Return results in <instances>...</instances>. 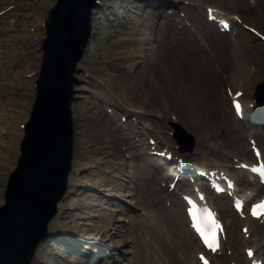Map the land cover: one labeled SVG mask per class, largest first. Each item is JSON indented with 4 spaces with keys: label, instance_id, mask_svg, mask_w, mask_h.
Instances as JSON below:
<instances>
[{
    "label": "bare ground",
    "instance_id": "1",
    "mask_svg": "<svg viewBox=\"0 0 264 264\" xmlns=\"http://www.w3.org/2000/svg\"><path fill=\"white\" fill-rule=\"evenodd\" d=\"M6 3H10V5H14L16 4L17 1L20 0H4ZM25 1H30V0H25ZM52 0H41L42 7H47ZM102 2H106L108 4H110L113 7H118L117 0H101ZM150 2V1H149ZM153 2V1H151ZM150 2V3H151ZM155 5H157L155 3ZM19 6V5H18ZM18 6H16L15 8L12 9V11L6 12L3 16V18H7V17H12L13 12H15L18 8ZM29 9H32L34 11H36L35 9L32 8V6H28ZM28 7H26L28 9ZM141 7V5H140ZM139 7V8H140ZM38 8V7H37ZM124 8L122 5L119 7V9ZM32 13V12H30ZM41 17H42V13L40 12V10L36 11V13L33 14L32 17H30L31 19L34 20L35 25H30V27H34V34L40 33L41 31ZM20 17H15V21L17 22L18 26H20ZM99 18L94 16V22L99 23V26H101L100 22H99ZM149 20L147 19L145 21V23H148ZM151 22V20H150ZM139 23L137 22V20H135L134 22V27H136L135 25H138ZM144 24V23H143ZM144 26V25H143ZM29 27V28H30ZM126 30H129V28H127ZM130 33H126L123 31V29H121V31H118L117 33H120L122 37H126V38H131L133 41V46L128 50L125 51L124 55L120 58V60L123 62L124 65H127V69L129 71H132V68L135 66V64H137V58L140 57L139 55L142 53V50L138 48V46H136L139 43H144L143 41H137L136 42V35L134 37L133 33L134 30L130 29L129 30ZM15 33V32H14ZM13 37L12 39H10V42L14 41ZM27 38L28 35H27ZM7 49H10V45H7ZM5 47V45L3 46ZM2 47H0L1 50ZM32 49V48H31ZM33 52V51H32ZM34 53V52H33ZM31 52L29 51L28 55H30ZM193 59V60H192ZM191 60L189 59H179L174 55H168L167 52H162L159 50V45L158 43H156L150 50H149V56L147 59L143 60V65L140 68V70H138L135 74H133L134 80L132 82V84L129 86L130 89V93L128 95V99L126 100H130V99H138L141 100L143 98H146L148 103H153L156 102L158 97L160 96H167L168 99H174V101L178 100V96L177 94L179 93V91H182L183 89H185V84H183L182 81H184L183 79L185 78L186 74L189 73L192 69H196L198 68L197 62L199 60H204V63L200 66L199 68H202L204 70L205 73H208L209 76L211 77V81L216 82V81H227L229 84H231V86L233 87H238V90H241L244 92V99H246L247 96H249L251 94V92L253 91L255 85L262 80L263 78V74H264V64L262 60H258L256 61V63L258 64V68L257 71H255L254 73H248L247 71L243 70L242 67H240V70L235 72H227V70L225 72L224 69L226 67L225 64V59H224V53L222 51L218 52L217 58L215 63L211 62V60L209 59V55L206 54L200 58H192ZM104 70L108 71V72H114L112 70L109 69V66H107L104 63ZM215 66L218 67V71L215 72ZM229 68V65L227 67V69ZM201 71V70H200ZM11 71L7 70L6 73H8ZM223 72V73H222ZM1 73H3V70L1 71ZM10 73H8L9 76H7L6 78H10ZM235 73V75H234ZM245 73V75H241ZM229 74V76H228ZM20 74L17 73L16 76H19ZM234 75V78H230V76ZM238 75V76H237ZM108 76V75H107ZM104 77V76H103ZM232 79V80H231ZM241 80V81H239ZM109 83L111 84V87L113 90L116 91V87L114 85V83L110 80H108ZM17 83H15L16 85ZM26 96V95H24ZM177 99V100H176ZM180 100V98H179ZM127 103L130 101H126ZM176 104V102H174ZM14 102L13 101H9L6 105L1 104L0 102V107L2 108V116L0 118V122L2 123V121L5 119L6 115H10L12 116L10 113H7V108L8 107H13ZM182 105V104H181ZM75 109L77 111V113L84 115L86 114L87 111V105L86 104H80L75 106ZM190 109V108H187ZM14 115V112H13ZM192 118V115H184V118L186 117ZM25 118V114L21 113L19 116L15 117V115L12 117L11 121L9 122L10 127L6 128V132H7V138L2 137V132L5 131V129L3 127H1V123H0V163L2 164V168L0 170V182L2 181V172L5 168L10 167V162L12 159V156L15 154L16 151V144L17 141L20 138V134L21 131L18 129V127H15V125L18 123H22V120H24ZM98 122L101 124V132H103V142L105 144V146H107L108 148V152L104 153V158L102 160H98L95 162L89 161L86 157L85 152H82L83 150V145L81 146L80 149H77V154L74 157L73 160V169L72 172L70 174L69 177V186L72 189H75L76 187L82 185V187H85L83 184H81V182L79 181V176L78 173H82L85 169V167L90 166V168L92 169L93 167L95 168H100L102 165L104 166L103 169L105 171H116L118 170L117 167H121L124 166V163H118L117 167L116 165L109 163V161H106L108 159H113L117 157L116 151H119V142L121 143L122 141H125L126 139V135H122L121 137H119V139L117 137H114L112 135L111 132H115V133H119L120 131L115 128L114 130L112 129L113 125L111 124L112 121L108 122V120L105 117H102L100 114H98ZM21 121V122H20ZM151 126H157L156 124H153L152 122ZM104 127L107 128L106 131V137H104ZM155 130H159L161 131V127L156 128ZM128 140V139H127ZM128 142V141H127ZM130 150L131 147L129 146ZM142 155L139 156V161L137 162V167L141 168L142 167ZM106 163V164H104ZM144 163V162H143ZM102 169L100 171L97 172H101ZM104 173V172H103ZM120 176L124 179L128 178V175H126V172H120ZM132 174V173H131ZM105 175V174H104ZM95 185L97 187L103 188V189H108L109 191H122L124 189H127V185L122 186V184H119L117 182V180H111V179H101V178H95ZM159 183V179L156 177V174L152 175V182H151V188L152 191L150 194L145 195L143 198L140 196V194L137 192L135 195L132 193H128L129 190L127 189L126 193L127 195L124 196H129L132 198V200H135L136 205H140V206H147V205H152V203H158L160 202L161 198L162 199H166L168 197V194L164 192V190L162 188H157V184ZM157 191H159L160 193H156ZM124 192V191H123ZM96 195L98 194L100 196V193L97 192L95 193ZM97 195V196H98ZM148 196V199L151 201L150 204H147L144 202L145 197ZM249 195H247V193H245V198H248ZM225 200H221V203H219V211L222 213V215H229L231 211L228 210V208L226 207V203L224 202ZM69 204H67V206L64 204V202H61L58 206V210H59V214L57 215V217H55L49 224L50 228H58V227H54L57 224L63 223L64 220L66 219V214H67V210H69ZM64 214V215H63ZM107 219V218H105ZM245 220H247L245 218ZM246 222H243V224L246 225ZM94 230L96 232H99L104 234V233H108V232H104L105 230H107L108 228L110 229V220L107 219L105 220L103 225H100L98 223L93 224ZM230 228H232V226H229V230ZM234 228V227H233ZM232 228V230H233ZM251 229V228H249ZM231 231V230H230ZM255 234L257 236H260L261 233L258 229L255 230ZM232 237V236H231ZM234 241H239L238 239H236L235 237H233V244ZM241 241V240H240ZM246 243V242H245ZM62 247H64L65 245L60 243ZM119 244H122L121 242H117L115 244V246H118ZM248 245H250L252 249L256 250L255 247L256 245H252V242H250ZM234 249L235 245L230 246ZM73 250L71 247L68 248ZM260 248L257 249V255L259 254ZM74 251V250H73ZM77 255V262H73L76 264H81V262L86 261V259H88L87 256H83L81 254H76ZM63 256V255H62ZM65 257V256H63ZM236 255H233V258H235ZM36 263L37 264H44L46 261L48 260H53L55 262V264H64V261L60 258H58V256H54V254L49 250V248L47 247V245L43 246L41 248V250H39L37 252L36 255ZM105 261H102L101 263L103 264ZM109 264V263H108ZM213 264H217L215 262H213ZM241 264V263H240Z\"/></svg>",
    "mask_w": 264,
    "mask_h": 264
},
{
    "label": "rangeland",
    "instance_id": "2",
    "mask_svg": "<svg viewBox=\"0 0 264 264\" xmlns=\"http://www.w3.org/2000/svg\"><path fill=\"white\" fill-rule=\"evenodd\" d=\"M214 2L220 5L222 9L227 11L236 6V3L233 0H214ZM33 5H35V3ZM262 17H264V9L261 15L255 16L254 14H252L251 22L253 26L264 30V22L261 21ZM109 33L110 31L104 30L103 36H98L93 39L92 48H90V56L86 59V62L83 63V66L85 67L84 69H90L97 75L104 76L106 75V72L103 70V68L101 69V66L96 65L97 62L107 60L108 57H113L115 54L122 52V50L119 48L110 47V43L115 41L116 39L112 38ZM207 37L209 39L208 41L215 38L214 34L211 33H207ZM219 40L222 39L219 38ZM21 43L22 42H17V44L19 45V49L14 54H12L13 57L18 51L24 49V43L22 44V46ZM192 46L195 47V44ZM21 47L22 49H20ZM106 50H109L108 53H106ZM19 54L20 58L24 56V53L22 51H20ZM34 58L35 57L33 55L30 57V66L31 69L35 71L37 69V61H35ZM248 59H250L248 55L239 56L237 58V60H240L238 62H240L246 70H248L246 61L254 63L253 60ZM2 63H5L6 67H2ZM1 64L0 71L3 70V73H0V75H8L9 72L6 73V71L14 67L11 57L3 60ZM117 64L119 65L120 63ZM84 69H81V71H79L77 74L78 80L74 89H76V95L78 97L75 106L80 105L85 101H89L91 103L88 104V107L90 105L88 113L80 115L77 113V111H75L74 121L76 126H79V132L83 131V133L85 134L81 140L93 144L94 148L98 149L99 146L97 147L96 141H99L100 135L97 131L96 119H98V117L95 116L98 113V110H96V108L94 107V105L98 104V102L93 99V96H96L97 94V87L93 81L87 80L86 75L82 73L84 72ZM4 75L0 77H4ZM186 77L188 80H185L184 84H187V93L185 91H180L178 97L187 105L188 108H190L185 109L186 115L188 114L193 116L191 119L188 116L186 118L191 122V124L184 121L186 124L191 126L192 130L190 131V133L195 135L199 139L201 138V132H203L204 135L206 132L208 139L206 138L207 143H204V145H208L214 148L216 152L212 151L213 154L218 153L215 157L210 154L208 155V159L212 157V159H210L211 161L215 163H223V160L225 159L231 161L233 158H240V155L244 151L248 152L245 141L242 138H240L241 140H238L234 135H232V132L226 131V128L228 127L223 125V122L219 123L217 119H215L214 117L212 118V115L210 113L211 97L208 94L206 87L198 84L197 80H193L192 78L189 79L188 76ZM111 79L115 84L117 92L126 99L129 95V87L127 82L128 80L126 81V79L121 77ZM5 83L6 80L0 82V84ZM19 88L20 87L12 89L11 84L4 87V93H0L2 95L1 98L5 99L6 96L11 95ZM22 90L26 92L27 88L23 87ZM151 105L152 108L149 111H158L161 109L164 110L165 108L163 107L166 106V102L163 98H161L158 102V105ZM175 106V109L177 107H180L177 105ZM166 108H168V106ZM258 143L261 145L262 149H264V137L260 136V138L258 139ZM94 148H91V150L95 151ZM90 158L95 159L96 157L95 155H92L90 156ZM147 174V172L144 173V179ZM2 184L3 182L0 183V200L2 195ZM143 185H145L144 181L142 183H138V186L140 187L139 192L145 190V186ZM131 210V212L139 213L138 210L133 207ZM156 214H153V216H155ZM123 221L124 220H122V222L120 223V227H118L117 229L121 237L115 238V240H120L124 243V246L121 248L120 253L118 252V255L116 257L114 255V258L118 261V264H153L155 262L157 263V260L159 258H167L170 264L177 263L179 259L183 260V258L187 260V246H189L190 244L189 238L185 234V228L181 214L177 211L168 213L165 212V215L163 214V219L159 216V219L157 221L153 220L151 221V223L146 224H144L140 219L133 220L129 217H127L124 222ZM236 233L238 236H240L239 228H236ZM107 243L109 244V242ZM123 252L125 253V255H123ZM122 256L127 257L128 262H125L126 258L122 260Z\"/></svg>",
    "mask_w": 264,
    "mask_h": 264
},
{
    "label": "snow or ice",
    "instance_id": "3",
    "mask_svg": "<svg viewBox=\"0 0 264 264\" xmlns=\"http://www.w3.org/2000/svg\"><path fill=\"white\" fill-rule=\"evenodd\" d=\"M254 174H258L261 177V181L264 182V165H262L259 169L253 168L252 169ZM239 209V205L237 206ZM264 207V205L254 206L253 208V216H257V208ZM210 215V214H209ZM211 223V230L208 231L204 228H201L197 225H194L196 228L197 233L200 235L202 242L205 244L209 250H215L214 246L218 245V241L216 239L217 231L219 230V225L216 224L214 220H210ZM203 260V257H201Z\"/></svg>",
    "mask_w": 264,
    "mask_h": 264
},
{
    "label": "water",
    "instance_id": "4",
    "mask_svg": "<svg viewBox=\"0 0 264 264\" xmlns=\"http://www.w3.org/2000/svg\"><path fill=\"white\" fill-rule=\"evenodd\" d=\"M34 144L37 145V143H33L32 145L28 146V149H29V150H32V148H33L32 146H33Z\"/></svg>",
    "mask_w": 264,
    "mask_h": 264
}]
</instances>
